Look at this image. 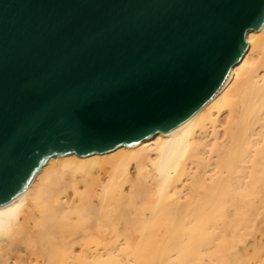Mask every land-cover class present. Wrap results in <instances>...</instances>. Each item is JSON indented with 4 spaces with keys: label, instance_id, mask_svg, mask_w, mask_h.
Listing matches in <instances>:
<instances>
[{
    "label": "water",
    "instance_id": "obj_1",
    "mask_svg": "<svg viewBox=\"0 0 264 264\" xmlns=\"http://www.w3.org/2000/svg\"><path fill=\"white\" fill-rule=\"evenodd\" d=\"M263 23L264 0H0V205L51 157L192 117Z\"/></svg>",
    "mask_w": 264,
    "mask_h": 264
},
{
    "label": "bare ground",
    "instance_id": "obj_2",
    "mask_svg": "<svg viewBox=\"0 0 264 264\" xmlns=\"http://www.w3.org/2000/svg\"><path fill=\"white\" fill-rule=\"evenodd\" d=\"M226 87L140 143L51 157L0 205V264H264V23Z\"/></svg>",
    "mask_w": 264,
    "mask_h": 264
}]
</instances>
